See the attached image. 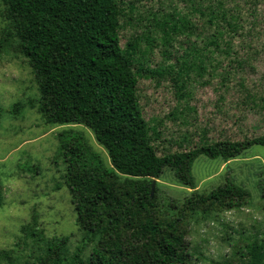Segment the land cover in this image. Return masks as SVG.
Segmentation results:
<instances>
[{
    "label": "rangeland",
    "instance_id": "1",
    "mask_svg": "<svg viewBox=\"0 0 264 264\" xmlns=\"http://www.w3.org/2000/svg\"><path fill=\"white\" fill-rule=\"evenodd\" d=\"M112 2L119 13L120 46L136 58L133 68H152L160 73L164 68L163 76H140L137 85L142 115L158 132L153 140L158 155L200 147L205 144L204 135L214 143L264 134V3L259 5L257 16L246 13L237 31L226 29L225 39L232 37V46L223 45L219 50L207 47L202 28L194 34L189 35L186 29L176 38L167 37L180 27L171 26L169 21L164 27V20L177 10L189 12L190 3L185 0ZM9 29L12 20L7 17V5L0 0V191L4 198L0 250L17 249L19 242L23 248L21 264L26 260L40 264L37 257L46 256L47 249L50 253L45 264H86L93 250L103 248L106 233L96 230L88 234L77 223L61 139L86 145L106 167L112 168L113 163L86 124L46 122L34 70ZM165 41L173 47L165 46ZM195 48L199 51L194 52ZM167 49L170 56L165 54ZM203 53L206 63L197 59ZM192 173L196 188L183 185L173 169L164 170L154 184L152 215L162 220L181 219L189 244V264H244L248 244L264 246V145L254 144L226 162L200 155ZM118 176L123 181L127 175L118 171ZM227 179L249 191L244 206L232 210L208 206L199 213L187 209L194 190L207 195ZM136 209L128 203L121 211L124 233L129 231L128 220L138 222L144 217L132 214ZM34 217L49 243L57 244L68 236L64 251L33 239L24 243L21 229ZM103 219V225L108 224V216ZM79 246L81 260L75 262L72 257ZM62 253L68 259L60 262ZM110 259L119 264L114 253Z\"/></svg>",
    "mask_w": 264,
    "mask_h": 264
},
{
    "label": "trees",
    "instance_id": "2",
    "mask_svg": "<svg viewBox=\"0 0 264 264\" xmlns=\"http://www.w3.org/2000/svg\"><path fill=\"white\" fill-rule=\"evenodd\" d=\"M3 1L7 5V17L12 20V30L8 33L19 39L20 52L34 70L41 93L40 111L46 122L86 124L105 146L113 163L112 168L106 167L86 145L61 139L62 155L68 163L67 187L74 197L77 223L88 234L96 230L106 233L103 248L93 250L86 264H114L110 259L113 253L119 264H189V244L181 219L162 220L152 215L153 180L160 178L166 168H171L183 185L196 188L192 167L200 155L222 158L226 162L239 157L254 144L264 145V134L253 139L214 143L204 135L205 144L200 147L158 155L153 145L158 132L152 130L142 115L137 85L140 76H163L164 68L161 73L152 68L137 71L133 68L136 58L123 50L118 40L120 24L115 2ZM185 1L190 3L189 12L177 10L170 19L164 20V27L168 21L173 23L171 26L180 27L167 37L176 38L186 29L189 35L194 34L202 28L207 47L219 50L223 45L232 46V37L225 39L226 29L237 31L246 13L257 16L259 5L264 3V0ZM164 45L173 47L167 41ZM165 54L170 56L172 52L167 49ZM197 59L201 63L207 61L205 53L199 54ZM118 171L127 175L123 181ZM249 197L248 190L227 179L207 195L194 190L187 209L198 213L208 206L232 210L244 206ZM128 203L137 207L132 214L144 217L138 222L128 220L129 231L124 233L120 227L125 220L121 211ZM3 205L0 191V207ZM104 215L108 216L106 225H103ZM111 225L119 228L113 230ZM21 233L26 245L28 239H33L48 243V248L57 245L61 251L68 241V236L57 244L46 241L36 217L22 227ZM16 248L1 249L0 264H21L23 248L19 242ZM245 249L244 264H263V245L254 242ZM47 252L50 253L48 249ZM48 253L38 256L37 261L45 264ZM81 253L79 246L72 259L80 261ZM63 256H58L60 262L68 259ZM24 264H30L29 260Z\"/></svg>",
    "mask_w": 264,
    "mask_h": 264
},
{
    "label": "water",
    "instance_id": "3",
    "mask_svg": "<svg viewBox=\"0 0 264 264\" xmlns=\"http://www.w3.org/2000/svg\"><path fill=\"white\" fill-rule=\"evenodd\" d=\"M156 182V179L153 180V185H152V193H153V190H154V184Z\"/></svg>",
    "mask_w": 264,
    "mask_h": 264
}]
</instances>
